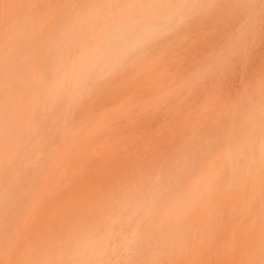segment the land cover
Here are the masks:
<instances>
[{
    "label": "rangeland",
    "instance_id": "374dc122",
    "mask_svg": "<svg viewBox=\"0 0 264 264\" xmlns=\"http://www.w3.org/2000/svg\"><path fill=\"white\" fill-rule=\"evenodd\" d=\"M121 3L0 0V264H70L122 219L141 241L107 264H264V0H188L163 34L118 44L123 63L84 97L79 71L54 84L89 68Z\"/></svg>",
    "mask_w": 264,
    "mask_h": 264
},
{
    "label": "bare ground",
    "instance_id": "6f19581e",
    "mask_svg": "<svg viewBox=\"0 0 264 264\" xmlns=\"http://www.w3.org/2000/svg\"><path fill=\"white\" fill-rule=\"evenodd\" d=\"M187 1L188 0H140L139 2V4H140V6H139V9L137 10V13H135L134 14V18H130V19H127L126 18V12H127V9L129 8V6L133 3V1L132 0H122V3H121V6L119 7V15L115 18V16L113 15L114 14V11L111 9V10H109V8L107 9V10H109V11H107V14H106V17L105 18H107L106 19V23H105V26H106V29L108 28V32L106 33V35H105V37L103 38L104 39V45H106L105 46V48L103 49V48H100V49H97L96 47L95 48H92L93 46H91V49H92V51H91V49H90V51L89 52H92V54H91V62L88 64L89 65V68L88 69H85V68H75L74 66H68L67 68H63V70H62V72H59V73H57V74H53L52 75V78H53V80H54V84H56V85H59V83L60 82H63V80H69V79H72V80H74L75 79V76H76V73L79 71V74L77 75V77L76 78H79V80H78V84H77V86L75 87V92L74 93H76V95H77V98H79V97H81L84 93H85V91H86V89H87V87L89 86V85H91V84H93V83H95L96 81H97V79L99 78V80H101V78L103 77L102 75H106V74H109L110 72H112V71H114L115 69H117L118 67H120L121 66V64L123 63V61H124V59H125V54H124V52H120V50H119V46H118V44H120L121 42H123V41H125V40H127V39H129V36H132L131 35V32L132 31H135V33H137V35H138V37L140 38V40L142 39V40H144V42H149L150 41V39L152 38V36H154V35H158V34H163L164 32H165V30L167 29V28H170V26H172L173 24H175V23H179V22H181V21H183V19L187 16L186 15V9L188 8V6H185V3H187ZM192 1H197V0H192ZM201 1H204V0H201ZM111 3V2H110ZM118 10V9H117ZM106 12V11H105ZM104 12V13H105ZM103 13V14H104ZM133 14V13H132ZM138 14H144L145 16H146V18H147V20L149 21L148 22V25H145V24H139V19H141V18H139L138 16ZM189 14V13H188ZM155 15L157 16V17H159V18H161L162 20L161 21H157L156 19H155ZM103 16V15H102ZM145 19V18H144ZM126 20V21H125ZM100 27V26H99ZM104 28V27H103ZM171 28H173V27H171ZM97 29V28H96ZM100 29H101V27H100ZM102 30H104V29H102ZM134 37V36H133ZM88 43V42H87ZM69 44V43H68ZM74 44V43H73ZM82 44V43H81ZM130 44V43H129ZM133 44V43H132ZM94 45V44H93ZM67 47H69V46H67ZM80 47V53L81 52H83V54L84 53H86V57H87V47H82V46H79ZM83 49H84V51H83ZM88 49V50H89ZM129 49V48H128ZM133 49V48H132ZM52 50H53V54H55V57H57L59 60H62L63 61V63L62 64H64L65 63V58L67 57V50L68 49H66V47H65V44H56V45H53L52 46ZM117 50V51H116ZM82 54V53H81ZM89 55V54H88ZM86 59H88V58H86ZM67 63V62H66ZM88 65H86V66H88ZM49 66L51 67V61L49 62ZM54 68V70L56 71V72H58V70H56L55 69V67H53ZM52 69V68H51ZM65 69V70H64ZM54 70H53V72H54ZM50 71H52V70H50ZM49 74H50V72H49ZM48 75V74H47ZM98 80V81H99ZM68 83H69V81H68ZM61 84V83H60ZM95 84H97V83H95ZM75 85H76V83H75ZM61 86V85H60ZM90 87V86H89ZM55 88H57V87H55V85H54V87L53 88H51V90L53 89V90H55ZM50 89V88H49ZM70 95V94H69ZM85 95H83V97H84ZM10 99V98H9ZM69 109H71V108H69ZM21 128V127H20ZM5 131V130H4ZM19 131L20 132H16V134L14 135V136H16V139L18 138L17 136H18V134L17 133H19V135L21 134V132H23V131H25V130H21V129H19ZM6 132H7V130H6ZM9 135V134H8ZM22 136H24L23 134H22ZM13 138V137H12ZM21 138L22 137H20V140H21ZM9 140V139H8ZM20 140H18L19 142H20ZM22 141V140H21ZM16 142V141H15ZM8 143V142H7ZM22 143H23V141H22ZM22 143H21V145H22ZM10 145L11 144H6V143H4L3 145H1L0 146V151L2 152V154H3V156L4 157H10L9 155V151H11V150H9L8 151V149H9V147H10ZM16 145V144H15ZM16 146H18V145H16ZM15 151H13L12 153H14ZM236 152L237 151H233V149L232 150H229L228 152H227V155H230L231 154V156L230 157H232V158H234V157H236ZM224 155V154H223ZM13 156V155H12ZM222 157H224L225 158V160H226V156L224 155V156H222ZM221 157V159H224V158H222ZM231 158V159H232ZM9 160H10V158H9ZM3 162V161H2ZM220 162H221V160H220ZM223 162V161H222ZM4 165H5V163H4ZM229 174V173H228ZM200 181V180H199ZM203 181V182H202ZM201 182L203 183V184H205L204 182H205V180H203V178H202V180L200 181V182H198V183H200L201 184ZM206 184H207V182H206ZM205 186V185H204ZM12 191V190H11ZM197 191V190H196ZM178 192H180V191H178ZM186 193V192H185ZM6 194V193H5ZM188 194V193H187ZM8 195V194H7ZM176 195H178V194H176ZM180 195V194H179ZM6 196V195H5ZM178 197V196H177ZM191 197V196H190ZM5 198V197H4ZM153 198V197H152ZM151 198V199H152ZM179 198V197H178ZM8 199H10L9 197H8ZM154 199V198H153ZM183 200H184V198H183ZM4 201H5V199H4ZM148 201H149V199H148ZM152 201V200H151ZM181 201H182V198H181ZM180 200H179V202H181ZM187 201V200H186ZM6 202V201H5ZM7 202H8V200H7ZM137 202V201H136ZM125 204V203H124ZM123 204V206H126V205H124ZM129 204V203H128ZM127 204V207L125 208V209H127L128 207H129V205ZM139 204V203H138ZM143 204V207H145L144 206V203H142ZM142 204H139V205H141L142 206ZM147 204H148V202H147ZM146 204V205H147ZM152 204V203H151ZM150 204V205H151ZM180 204H183L182 206H185L184 205V202H181ZM149 205V204H148ZM123 206H121L123 209H124V207ZM137 206V205H136ZM157 206V205H156ZM155 206V207H156ZM130 207H133V206H130ZM129 207V208H130ZM138 208V207H137ZM136 208V209H137ZM146 208V207H145ZM125 209H124V211H122V213L124 212L125 213V215L129 212V209H127L128 210V212H126L125 211ZM131 209V208H130ZM140 209V208H139ZM139 209H137V210H135V208H133V213H136V212H138V210ZM148 209H150V208H148ZM152 209V208H151ZM146 210V209H145ZM154 211H155V209H154ZM130 212L132 213V211L130 210ZM147 213L149 212L148 210L146 211ZM142 213H143V211H142ZM161 213H163L164 214V212H161ZM141 214V213H140ZM139 214V216H141ZM150 214V213H149ZM124 215V216H125ZM132 215V214H131ZM123 216V214L121 215V216H117L116 215V217H122ZM123 216V217H124ZM130 216V215H129ZM128 216V217H129ZM143 216L145 217V213H143ZM115 217V216H114ZM126 217H127V215H126ZM127 217V218H128ZM132 217V216H131ZM148 217H150V216H148ZM118 218H116L117 220H118ZM173 218V217H172ZM113 219V218H112ZM115 219V218H114ZM130 219V218H129ZM132 219V218H131ZM140 219V218H139ZM138 219V223L140 222L141 223V221H142V218H141V221ZM171 219V218H170ZM174 219V218H173ZM116 220V221H117ZM151 220V219H150ZM165 220V219H164ZM175 220V219H174ZM176 220H178V218H176ZM175 220V221H176ZM113 222H114V220H112ZM120 221V220H119ZM121 221H123L124 223H123V225H125V226H123L122 225V223L120 222V224L125 228V231L128 233V231H127V229L129 228V226H128V228H126L127 227V223L128 222H125V221H127V220H124V219H122ZM144 221H148V220H145V218H144ZM143 221V224L145 223ZM167 221V220H166ZM165 221V222H166ZM169 221V220H168ZM171 221V220H170ZM105 223L104 224H106V223H111V220L109 219V221H104ZM130 223H131V221H129ZM172 222H173V220H172ZM177 222V221H176ZM117 223V222H116ZM115 222L113 223L114 224V226H115V224H116ZM119 223V222H118ZM117 223V224H118ZM130 223H128V224H130ZM139 223V227H140V225H141V227L143 226L142 225V223L140 224ZM150 223V222H149ZM171 223V222H170ZM113 224L111 223L110 224V229L108 228V227H106L105 225H104V227H106V229L108 230V233H106V234H104L105 232L103 231L104 229L101 227V230L103 231V233H102V236H100L101 235V233H100V235H99V237H97V236H95V235H97V233H98V231H99V229L98 230H94V231H96L97 233H94L95 235H93V237H92V239H95L96 237L99 239V245L97 244L98 243V239H96L97 240V243H96V245H98V246H100V244H101V246L100 247H102L103 249H99V247H98V251L96 250L97 248H95V247H97L96 245H94L95 247H92L93 245L91 244V243H89V244H91V245H89V244H87L86 245V243H85V245H84V241L85 240H88L87 238L85 239L84 237H85V234H84V237L83 238H81V239H83L84 241L82 242L81 241V243H82V245H81V247H80V243L79 244H77L78 245V247L76 248V246L74 247L75 249H77V250H75L74 249V251H73V255L71 254L70 255V257H72V259H70V260H72L71 262H72V264H82V262H84V264L86 263V264H103V261L105 262V264H107V262H108V260H107V262L105 261V257H106V254L107 253H113V252H115V250L117 249V250H119L120 251V249H119V247H121L122 249H124L123 251H125V252H128V253H126L127 255L129 254V252L132 250V247H133V245L138 241V239L141 241V237H140V234H139V230L137 231V230H133L130 234L128 233L127 235H125V231H123L122 230V228H121V225H120V229H121V231H122V233L124 234V235H122V234H120L119 233V235L120 236H118V234L117 233H115L116 231H120V230H116V227L118 228L119 227V224L115 227V230H112V226H113ZM148 224V223H147ZM147 224H145V225H147ZM106 225H109V224H106ZM112 225V226H111ZM103 226V225H102ZM136 226H137V223H136ZM98 228V227H97ZM123 228V229H124ZM131 228L133 229V228H136L135 226L133 227L132 225H131ZM137 228H138V226H137ZM114 229V228H113ZM131 229V230H132ZM142 229V228H141ZM151 229V228H150ZM149 229V230H150ZM107 230H106V232H107ZM115 231V232H114ZM120 231V232H121ZM113 233H115V234H117V236L116 235H114ZM104 234V235H103ZM108 234H113V237H115V239H113L112 238V236L110 237V235L108 236V237H110V238H112L114 241V244H113V242H111L112 243V246H111V243H110V241L108 240V239H110V238H105ZM142 235V234H141ZM94 236H95V238H94ZM103 236H105V237H103ZM86 237H87V235H86ZM108 240V243H110V247L111 248H108V247H106V245H108L109 246V244L107 243V240ZM91 241V240H90ZM86 242V241H85ZM76 244V243H75ZM103 245V246H102ZM105 245V246H104ZM106 248V249H105ZM101 250V251H100ZM116 250V251H117ZM72 252V251H71ZM118 252V251H117ZM116 253V252H115ZM120 253H123L122 251L120 252ZM83 255V256H82ZM113 255V254H112ZM118 255H120V254H118ZM80 256H81V259L82 258H84V261H83V259L81 260L80 259ZM88 259V261L87 260H85V257ZM109 256V255H108ZM115 256H117V255H115ZM121 256H125V254L124 255H120V256H118L119 258H121L122 259V257ZM129 256H130V254H129ZM129 256H127L128 258H129ZM69 257V258H70ZM127 257H125L126 258V260H127ZM109 258H110V256H109ZM118 258V259H119ZM124 258V259H125ZM116 259H117V257L114 259L115 261H116ZM120 259V260H121ZM124 259H122V260H124ZM80 261H82V262H80ZM86 261V262H85ZM110 261V260H109ZM68 262V261H67ZM71 262H70V264H71ZM122 262H124V261H121V264H122ZM125 263V262H124ZM113 264H114V262H113ZM117 264H118V262H117Z\"/></svg>",
    "mask_w": 264,
    "mask_h": 264
}]
</instances>
